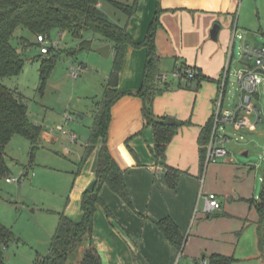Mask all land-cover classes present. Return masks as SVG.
Listing matches in <instances>:
<instances>
[{
    "label": "crops",
    "instance_id": "1",
    "mask_svg": "<svg viewBox=\"0 0 264 264\" xmlns=\"http://www.w3.org/2000/svg\"><path fill=\"white\" fill-rule=\"evenodd\" d=\"M134 1L137 9L130 18L115 9L122 14L117 24L126 28L130 41L123 50L116 87L120 98L112 106L107 137L90 140L99 102L82 139L79 132L71 131L77 138L72 141L57 128L42 134L44 141L65 149V156L72 153L67 168L68 196L63 197L65 206L59 210L64 209L63 215L72 222H83L84 196L94 191L102 158L107 154L123 174L124 192L106 183L97 188L89 243L102 264H177L179 257L184 258L182 264H208L206 260L214 254L230 257L241 245L240 233L247 228L252 235L257 229L260 251V215L255 207L260 198L252 169L230 152L227 159L203 168L200 158L199 138L214 120L219 83L235 31L238 36L239 26L244 25L239 0ZM100 9L108 15L102 4ZM217 24L221 29L214 40L211 32ZM151 32L157 74L165 78L153 97L152 111L158 120L173 118L181 123L164 161L155 157L154 130L145 125L144 100L138 95L146 82V42ZM106 45L111 44L101 42L98 47ZM111 47L110 58L116 56ZM193 69L212 82L174 76ZM228 138L230 141L223 144L226 148L232 141ZM70 144L73 152L65 148ZM211 193L217 195L222 208L208 213L205 197ZM166 221L178 228L182 249L167 238ZM260 254L264 262V254Z\"/></svg>",
    "mask_w": 264,
    "mask_h": 264
},
{
    "label": "rangeland",
    "instance_id": "2",
    "mask_svg": "<svg viewBox=\"0 0 264 264\" xmlns=\"http://www.w3.org/2000/svg\"><path fill=\"white\" fill-rule=\"evenodd\" d=\"M116 1L133 4V0ZM102 5L109 19L117 23L122 14L107 2ZM238 9L239 12L243 10L244 24L239 26L238 35L244 40L237 38L235 44L234 62L223 107L229 111H235L241 101L235 77L241 65L239 47L243 43L264 46V0H239ZM18 36L27 38L35 46L24 51L26 66L23 72L17 77L0 81L24 97L29 119L42 128V134H51L57 126L63 125L66 131L79 132L78 138L82 139V133L88 131L93 122L91 114L103 99L109 76L115 66V56L106 59L97 53L102 42L99 35L85 33L79 39L71 33L54 30L49 38L46 37L44 46L52 50L44 57L56 55V63L45 86H42L41 61L37 59L41 56V46H38L37 39L27 30H18L16 37ZM13 44L23 51L18 40H14ZM255 101L264 119V80ZM81 117L85 119L82 120ZM221 128L219 134L232 139L226 144L227 150L252 169L256 195L261 198L264 192V184L261 182L264 178V122L254 133L247 131L250 128L241 132H236L231 126ZM52 136L61 137L58 134ZM41 141L33 162L31 145L21 136H15L5 151L10 171L8 177L20 179V183H8L7 177L0 179V223L11 229L16 237V242L5 249L7 264H36L37 260L47 257L59 217L64 212V209H59L65 206L63 197L68 196L67 189L70 186L67 168L72 153L69 157L65 156V149L44 141L42 135ZM65 148L73 152L71 144ZM245 153L248 155L245 156ZM256 232L257 229L252 235L251 229L247 228L240 233L241 245L230 255L239 260L236 264H264L263 259L259 258L261 254ZM81 257L80 254L73 264H78ZM183 259L179 257L177 264H182Z\"/></svg>",
    "mask_w": 264,
    "mask_h": 264
},
{
    "label": "trees",
    "instance_id": "3",
    "mask_svg": "<svg viewBox=\"0 0 264 264\" xmlns=\"http://www.w3.org/2000/svg\"><path fill=\"white\" fill-rule=\"evenodd\" d=\"M107 2L114 9L127 17L134 15L137 2L125 4L116 0H0V79L19 76L25 66L24 51L34 43L25 37H16L18 30H27L36 39L39 36L50 37L54 30L71 33L74 37L82 39L85 33L99 35L102 42L111 44L116 53L115 66L111 72L103 99L98 105L95 122L91 130V142L99 137H107L111 121V109L120 95L116 91L121 71L123 50L130 41L125 27L112 22L100 9V4ZM18 40L23 51L14 46L13 41ZM146 45L148 47V65L146 82L138 95L144 100L143 116L146 126L153 127L155 135L154 154L158 161H164L168 145L177 133V127L168 126V119L158 120L152 111V102L155 94L159 93L160 75L157 74L156 49L154 33L151 32ZM38 46H41L38 43ZM41 54L37 59L41 61V83L45 86L56 63V55ZM193 79L198 82L211 79L202 77L196 70ZM184 74V73H183ZM158 84V85H157ZM214 121H210L202 130L199 145L202 168L206 162L207 147L210 143ZM42 128L30 121L28 107L24 97L17 91L5 86L0 81V179L9 176L10 171L6 162V148L15 136L27 139L31 145V160L33 162L36 150L42 144ZM171 176V175H170ZM172 178V177H171ZM175 180L172 178L171 181ZM109 184L113 189L123 194V174L109 155H104L98 180L94 191L86 193L83 200L84 220L74 223L65 215H60L56 232L51 240L50 252L47 257L37 260L36 264H73L78 256L82 257L78 264H102L97 251L90 245V227L93 207L97 201V188L102 184ZM174 183V181L172 182ZM260 215L259 248L264 254V192L260 202L255 204ZM164 231L167 238L179 249L183 243L178 228L171 222H164ZM16 242L11 229L0 223V264H7L5 249ZM85 244V246H83ZM264 258V257H263ZM234 257L214 254L208 258V264H235Z\"/></svg>",
    "mask_w": 264,
    "mask_h": 264
},
{
    "label": "built area",
    "instance_id": "4",
    "mask_svg": "<svg viewBox=\"0 0 264 264\" xmlns=\"http://www.w3.org/2000/svg\"><path fill=\"white\" fill-rule=\"evenodd\" d=\"M244 40L242 36H237L235 31L234 44L229 53V59L219 83V94L216 99V112L214 115V127L210 143L207 147V156L205 166L210 164H216L222 160H225L229 156V151L224 147V143L230 141L228 136H221L219 131L222 126H231L236 131H243L248 128L257 129L263 124L264 119L261 117V110L255 105V99L258 96L260 84L264 80V46H250L245 43L239 47V57L241 65L237 69L235 77L239 85L241 93V101L235 111L225 110L224 98L226 94V88L230 76L232 64L234 62L235 55V41L236 38ZM46 37L39 36L37 42L41 45V54H47L48 48L45 45ZM196 72L193 70L174 73V76L184 79H193ZM165 80V78H160ZM58 131L64 135H68L72 141H76L77 138L74 134L66 131L63 125L56 127ZM221 140L219 143L218 140ZM243 139V137L241 138ZM236 141H238L236 139ZM8 183H20L18 178H7ZM264 184V178L261 179ZM206 200V212L213 213L220 211L222 206L216 194L211 193L205 197Z\"/></svg>",
    "mask_w": 264,
    "mask_h": 264
},
{
    "label": "water",
    "instance_id": "5",
    "mask_svg": "<svg viewBox=\"0 0 264 264\" xmlns=\"http://www.w3.org/2000/svg\"><path fill=\"white\" fill-rule=\"evenodd\" d=\"M220 25H215L212 32H211V37L212 39L214 40H217L218 39V35H219V32H220ZM97 53L102 56L103 58H106V59H109L112 55V47L111 45H106L104 47H101L97 50ZM167 124L168 126H171V127H180L181 126V123L178 122L176 119H173V118H169L167 120Z\"/></svg>",
    "mask_w": 264,
    "mask_h": 264
}]
</instances>
